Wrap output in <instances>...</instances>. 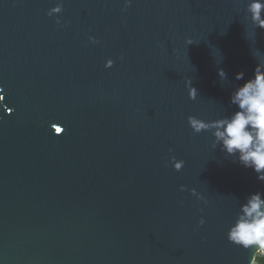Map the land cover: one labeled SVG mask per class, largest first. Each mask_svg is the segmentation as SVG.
<instances>
[{
	"label": "water",
	"instance_id": "obj_1",
	"mask_svg": "<svg viewBox=\"0 0 264 264\" xmlns=\"http://www.w3.org/2000/svg\"><path fill=\"white\" fill-rule=\"evenodd\" d=\"M247 3L0 0V264H253L226 235L264 182L187 124L264 64Z\"/></svg>",
	"mask_w": 264,
	"mask_h": 264
},
{
	"label": "clouds",
	"instance_id": "obj_2",
	"mask_svg": "<svg viewBox=\"0 0 264 264\" xmlns=\"http://www.w3.org/2000/svg\"><path fill=\"white\" fill-rule=\"evenodd\" d=\"M127 7L126 2L125 9ZM61 10L62 6L57 4L47 14L53 16L59 14ZM245 11V19L253 28L264 30V0H248ZM56 23L59 24V20ZM89 43L95 44L98 41L89 37ZM111 65L112 61L109 60L105 67ZM218 76L221 82L226 80L223 70L218 71ZM235 79H243V73L237 74ZM186 86L188 98L195 100L197 90L191 86L190 80L186 82ZM229 104L235 108L229 116L212 122H204L189 116L187 124L194 135L201 132L210 133L213 138L211 144L213 150L219 147L226 156L233 157L241 166L251 169L258 181L264 182V64L258 62L252 77L233 88ZM169 163L173 170L178 172L184 162L171 157ZM191 194L197 196L198 200L201 199L194 190ZM203 203L206 205L207 201L204 200ZM203 223L201 219L199 224ZM226 238L234 246L243 249L254 246L264 249V193H251L244 199L235 219L228 227Z\"/></svg>",
	"mask_w": 264,
	"mask_h": 264
},
{
	"label": "trees",
	"instance_id": "obj_3",
	"mask_svg": "<svg viewBox=\"0 0 264 264\" xmlns=\"http://www.w3.org/2000/svg\"><path fill=\"white\" fill-rule=\"evenodd\" d=\"M253 264H264V249L254 259Z\"/></svg>",
	"mask_w": 264,
	"mask_h": 264
},
{
	"label": "snow or ice",
	"instance_id": "obj_4",
	"mask_svg": "<svg viewBox=\"0 0 264 264\" xmlns=\"http://www.w3.org/2000/svg\"><path fill=\"white\" fill-rule=\"evenodd\" d=\"M56 131L59 133V132L61 131V129H59V128H56Z\"/></svg>",
	"mask_w": 264,
	"mask_h": 264
}]
</instances>
